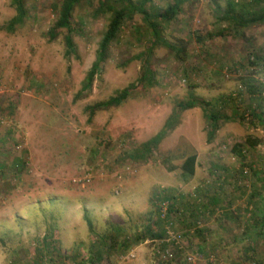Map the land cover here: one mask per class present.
Listing matches in <instances>:
<instances>
[{
	"label": "rangeland",
	"instance_id": "rangeland-1",
	"mask_svg": "<svg viewBox=\"0 0 264 264\" xmlns=\"http://www.w3.org/2000/svg\"><path fill=\"white\" fill-rule=\"evenodd\" d=\"M59 1L26 0L29 16L8 32L2 26L16 10L11 0H0V163L8 176L0 178V264H146V254L148 264L263 261L264 241L246 233L245 217L224 229L229 244L218 250L208 222L199 218L203 232L196 233L197 225L188 219L191 213L186 226L174 220V229L183 233L182 248L162 240L161 245L160 239L150 236L134 255L133 248L125 249L121 240L110 236L107 242L113 247L100 252L101 258L98 254V235L113 234L118 226L134 238L149 227L159 232L163 224L155 210L160 195L174 201V216H187L184 202L192 209L199 199L195 186L204 176L200 169H207L210 161L248 168V176L238 185L241 198L253 186L263 187L264 124L251 111L256 107L264 117V22L232 28L221 14L230 2L240 11L251 0H186L163 30L173 48L153 49V85H138L120 106L98 111L91 121L88 105L108 99L141 76L139 55L153 36L142 15L126 21L92 87L82 90L110 14L95 15L100 0L79 3L73 14L80 28L74 32L77 53L67 57V31L55 39L49 34ZM173 1L154 3L162 8ZM255 56L261 58L257 66L249 61ZM191 95L212 101L215 110L233 118L222 121L209 141L213 121L203 105L179 111L178 126L148 158L142 157L137 149L160 131L178 102ZM249 136L261 141L255 147L244 146L242 160L233 147ZM193 153L200 173L186 180L181 166ZM16 157L22 163L12 173ZM248 209L255 208L248 204ZM162 249L171 251V257Z\"/></svg>",
	"mask_w": 264,
	"mask_h": 264
},
{
	"label": "trees",
	"instance_id": "trees-1",
	"mask_svg": "<svg viewBox=\"0 0 264 264\" xmlns=\"http://www.w3.org/2000/svg\"><path fill=\"white\" fill-rule=\"evenodd\" d=\"M83 0H60L58 3L54 4V11L56 12V20L53 25V27L50 29L49 34L52 39H55L58 35V33L62 30H66L67 33L64 36L65 44H66V56L69 57L74 53H77V46L74 41V32H79L80 28L76 27L75 22L73 20V14L75 7L81 3ZM186 0H174L172 3H170L166 7H156L154 0H100L99 5L95 10V15H100L99 13L103 14H110L109 22L107 24V27L103 33L102 39L99 43V48L97 52V56L95 61L93 62L90 70L88 71L84 82L82 90L90 89L93 85V82L95 80L96 75H98L101 71L102 65L105 62V60L109 56L110 48L114 41L117 40L120 32L122 31V28L124 27V24L126 21L131 20L134 18V16L138 13L142 15V20L148 27L147 29L150 30L151 35L153 36V39L149 44H147V47L145 51L139 55L140 58L143 59L142 67L144 68L142 71L141 76L138 78V80L134 83L129 84L128 86L117 90L116 93L112 96H110L106 100L98 101L94 104H90L86 107L87 111L89 112V120L91 121L94 117V115L101 110L108 109L110 107H117L120 106L124 101H126L132 94L133 90H135L138 85H145L150 86L153 85L154 82V73L151 69V62L150 57L153 53V49L157 45H165L168 47L173 48V44L168 41L164 37L163 30L166 26V24H169L171 21H173L179 13L183 10V5L185 4ZM12 5L14 6L16 10L15 16H13L7 24L2 26V29H5L8 32H13L17 29V27L21 26L27 17L29 16V10L26 3V0H11ZM257 6H261L260 12L255 10ZM238 4L235 2H230L228 7L226 8L225 12L221 13L222 16L227 19L232 25L231 27H250L257 23L264 22V0H251L250 5H241L240 11L237 10ZM219 20H222L219 19ZM78 29V30H77ZM261 60L260 57L255 56V59L249 60L252 64H255L256 66L261 64L259 61ZM250 80L251 78H247ZM243 81L245 79L243 78ZM255 89L253 88V91ZM198 105H203L205 109V115L209 120H212L213 124L211 125V128L208 132V140H212L214 137L215 132L219 127L221 126L222 121H229L233 117L226 115L225 113H221L219 110L214 109V104L212 101L207 99H202L198 96L191 95L188 99L179 101L177 104L176 109L171 113V115L167 118L165 121L163 127L160 129V131L152 136L147 141L143 142L141 144V148L137 149V152H139L140 155L144 158H148L149 155L152 153V151L159 146V144L162 142V140L168 136L180 123V113L179 111L191 109ZM213 107V108H212ZM253 115H257L256 117L258 120H260L264 124V117L260 116L259 114L262 112L258 108H253L251 111ZM240 119H243V115L240 114ZM250 119V118H249ZM260 141L258 138H254L252 136H249L245 139L244 142H237L235 146L233 147V151L237 152V154L242 158L245 159V154L243 153V147L244 146H251L255 147L258 144H260ZM21 157H16L13 161V166L11 172L14 173L18 171V167L21 166ZM196 166H197V154H189L185 156L184 162L181 166L182 168V176L184 179H189L193 177L196 173ZM251 166V165H249ZM243 177L248 176V168H244L242 170ZM7 173L8 170H7ZM254 173L258 175V170L254 169ZM260 174H263V172H259ZM6 174V166L3 165V163H0V178L4 181L7 179ZM260 178V177H259ZM249 186V184H247ZM264 187V185H263ZM263 187H254L251 189L250 193L252 196L258 197L262 195L263 193ZM156 199V214L159 222L163 224V227L159 229V232L156 233L153 232L154 230L151 229V227L144 230V233L141 232L140 234H136L135 238L128 236L124 233H122L120 227L116 229V232L113 234L108 233H101L98 235L99 238V256L100 258L103 256L102 254L104 252H109V249L113 247V244L108 245L109 237L113 238L115 237L116 240H121L120 245L124 247L125 249L134 248L135 246L143 243L146 239H148L150 236L155 239H160V244H162L161 240H163V243L166 241L164 240L166 238V225L172 223L174 227V220L182 221L180 218L181 216H174L173 212L176 211L174 201L170 200V197H166L163 195L158 196ZM169 201V209L167 216L163 218L159 212V202L161 201ZM173 201V202H172ZM204 202V200H201ZM260 209V208H259ZM89 228L91 232H95L94 229V223L90 219L88 215L85 216ZM190 221L194 223L195 225H198L199 218L190 215ZM175 218V219H174ZM254 219V218H253ZM197 220V221H196ZM169 222V223H168ZM264 226V225H263ZM195 229H199L197 226ZM177 231L179 229H176ZM203 230L199 229L196 231V233H201ZM262 232H260L261 237ZM123 237L121 239V237ZM52 238V237H51ZM47 239V238H46ZM122 243V244H121ZM166 244V243H165ZM166 247V246H165ZM100 252L102 254H100ZM255 263L258 264L259 261L255 259ZM161 262H163L161 260ZM259 264H264L263 261H261Z\"/></svg>",
	"mask_w": 264,
	"mask_h": 264
},
{
	"label": "crops",
	"instance_id": "crops-1",
	"mask_svg": "<svg viewBox=\"0 0 264 264\" xmlns=\"http://www.w3.org/2000/svg\"><path fill=\"white\" fill-rule=\"evenodd\" d=\"M207 161H202L201 165L204 166ZM209 167L206 169V166H204V171L200 169V171L204 172V176L202 180L195 186L196 193L198 195V200H194L195 204L192 206V209L189 208V204L187 202H184V211L186 212L187 216H184L182 219V222L180 221L179 225L180 227H183L184 225H187V218L188 214L191 213V215L195 216L196 218H204L208 222L209 232H212L211 235L213 238V243L217 249L222 250L224 249V245H228L229 241L226 240V236H223L222 233L225 231L224 229L230 225L234 221L241 220L245 217V221H248L247 224L244 226L246 233H254L262 241H264V190L262 195L256 197L252 196L251 194H246L241 198V194L237 191L239 190L238 185L241 183L240 180L243 178V172L240 168V164H233L232 162L224 163L221 159L210 161ZM198 166V164H197ZM214 171L212 173L211 171ZM198 172V169L196 167V173ZM216 174L217 177L212 179L208 174ZM239 175V177H238ZM208 178V179H207ZM255 186H253L254 188ZM257 187V185H256ZM243 193V192H242ZM209 199V205L206 204ZM204 198V199H203ZM205 198L207 201L205 202ZM201 200H204L202 202ZM240 203V204H238ZM248 204L251 205V207H254L255 209H252L249 212ZM239 205L238 207H236ZM244 208H242V206ZM218 207H222L225 209H235L233 212H226L221 214H216L215 210ZM260 208V209H259ZM242 211V215H241ZM243 213L247 214L249 213L251 216L248 218L245 214L243 216ZM255 219H253V218ZM190 219V217H188ZM232 227V226H230ZM215 230V231H214ZM218 231L220 234H218ZM260 232H262V236L260 235ZM216 234V235H215ZM146 242V241H145ZM144 243H141L137 246H135L132 249V254L137 255L140 254L139 250L142 249V245ZM100 245V244H98ZM101 247V246H100ZM227 247V246H226ZM147 254L145 255L144 262L146 260V264H148L150 261H148L149 257H147ZM262 259H264L262 257ZM132 261V260H129ZM128 261V262H129ZM120 263V262H119ZM140 263V261H139ZM264 263V260H263ZM122 264V263H121Z\"/></svg>",
	"mask_w": 264,
	"mask_h": 264
},
{
	"label": "built area",
	"instance_id": "built-area-1",
	"mask_svg": "<svg viewBox=\"0 0 264 264\" xmlns=\"http://www.w3.org/2000/svg\"><path fill=\"white\" fill-rule=\"evenodd\" d=\"M159 212L161 214V216L163 218H165L168 213V209H169V201L166 200V201H160L159 203ZM169 223V222H168ZM197 227L201 228L202 227V223L201 221H199ZM166 238L164 239L166 241L167 244H173L178 246L179 248H182L183 247V233L181 231H177L176 229H174L171 221L169 224L166 225ZM163 242V240H162ZM169 249V248H168ZM168 249H165L163 250L164 251V254H168V257H171V251L169 252ZM167 256V255H166ZM189 260H192V256L189 257ZM250 264H256L255 262H252Z\"/></svg>",
	"mask_w": 264,
	"mask_h": 264
}]
</instances>
